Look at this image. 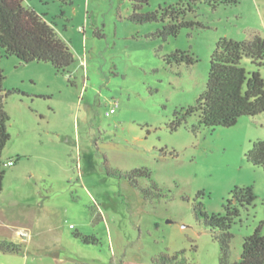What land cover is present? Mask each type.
I'll return each mask as SVG.
<instances>
[{"label": "rangeland", "instance_id": "374dc122", "mask_svg": "<svg viewBox=\"0 0 264 264\" xmlns=\"http://www.w3.org/2000/svg\"><path fill=\"white\" fill-rule=\"evenodd\" d=\"M24 2L55 27L76 62L63 74L49 62L1 60L5 89L26 95L7 99L0 244L19 250L0 248V264H154L152 256L182 250L188 264H219V242L195 202L223 213L234 186L252 185L258 199L231 227V261L239 260L244 238L264 218V169L246 159L252 142L264 140V113L196 132L197 116L177 129L170 123L204 91L221 36L264 35V0L199 4L187 19L201 25L167 38L155 34L162 21H131L128 0ZM181 2L150 0L142 10ZM178 49L199 61L168 64ZM242 65L254 68L248 58ZM115 101L117 111L106 115ZM143 167L150 175L134 185L125 174Z\"/></svg>", "mask_w": 264, "mask_h": 264}, {"label": "trees", "instance_id": "16d2710c", "mask_svg": "<svg viewBox=\"0 0 264 264\" xmlns=\"http://www.w3.org/2000/svg\"><path fill=\"white\" fill-rule=\"evenodd\" d=\"M131 3L130 19L136 23L162 21L163 27L156 35L167 38L177 36L183 28L192 27L199 22L188 20L187 16L195 12L199 4L211 9L220 6L239 4L240 0H186L177 4L160 6L154 11H143L150 0H128ZM154 34V35H155ZM16 57L19 63L34 61L49 62L58 73L69 74L76 58L70 45L59 35L55 27L24 0H0V194L3 191L6 169L3 151L11 138L9 131L10 114L7 99L13 93L26 95L19 88L7 90L4 87L6 75L1 66L5 57ZM244 58L251 60L252 71L242 65ZM168 64H194L199 58L187 50L178 49L166 55ZM264 35L254 33L249 39H235L221 36L216 41L211 54L208 79L204 91L194 105L182 107L174 113L171 129H177L188 118L197 116L198 122L192 125L196 132L199 126H233L240 117L257 116L264 113ZM71 79V78H70ZM246 159L256 167L264 169V140L252 142L246 153ZM147 168H137L125 176L136 185V179L149 176ZM149 195L148 189H141ZM203 192H199L201 195ZM258 199L252 185H236L223 203V213H208L202 201H196L194 210L199 221L215 232L220 245L219 264H264V218L254 232L244 238L243 250L239 260L231 261V227L240 216L242 209H249ZM264 203V201H263ZM86 243H94L96 238H83ZM3 251H18L15 244H0ZM185 250L175 253L163 252L151 257L154 264H188Z\"/></svg>", "mask_w": 264, "mask_h": 264}, {"label": "built area", "instance_id": "2783aa9c", "mask_svg": "<svg viewBox=\"0 0 264 264\" xmlns=\"http://www.w3.org/2000/svg\"><path fill=\"white\" fill-rule=\"evenodd\" d=\"M119 106H120L119 101H115L113 103V105L111 106V108L106 112V115L110 116L111 114H114L117 111ZM15 162H16V160H10L7 162V164L8 165H14ZM83 264H88V263H83Z\"/></svg>", "mask_w": 264, "mask_h": 264}, {"label": "crops", "instance_id": "0c3cea01", "mask_svg": "<svg viewBox=\"0 0 264 264\" xmlns=\"http://www.w3.org/2000/svg\"><path fill=\"white\" fill-rule=\"evenodd\" d=\"M262 75L264 77V73H262ZM19 236H20V238H19L20 240L19 241L22 242V243H23V240L27 239V236L23 232H20ZM22 243H21V245H22ZM116 264H125V260H122V261H120V262H118Z\"/></svg>", "mask_w": 264, "mask_h": 264}]
</instances>
